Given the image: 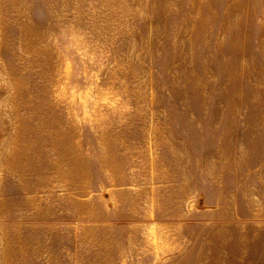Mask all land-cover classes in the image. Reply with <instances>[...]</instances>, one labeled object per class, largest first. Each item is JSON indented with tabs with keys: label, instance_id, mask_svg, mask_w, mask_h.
<instances>
[{
	"label": "rangeland",
	"instance_id": "374dc122",
	"mask_svg": "<svg viewBox=\"0 0 264 264\" xmlns=\"http://www.w3.org/2000/svg\"><path fill=\"white\" fill-rule=\"evenodd\" d=\"M0 264H264V0H0Z\"/></svg>",
	"mask_w": 264,
	"mask_h": 264
}]
</instances>
